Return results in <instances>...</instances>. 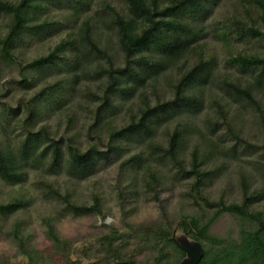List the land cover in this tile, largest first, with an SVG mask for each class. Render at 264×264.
<instances>
[{
	"label": "trees",
	"instance_id": "trees-1",
	"mask_svg": "<svg viewBox=\"0 0 264 264\" xmlns=\"http://www.w3.org/2000/svg\"><path fill=\"white\" fill-rule=\"evenodd\" d=\"M221 1L0 0V83L11 67L21 76L13 78L16 105L0 100V182L21 185L34 170L42 195L56 202L42 220L48 245L39 247L18 216L31 199L0 200V236L11 244L0 264H178V222L202 246L198 264H264V186L252 187L256 175L264 179V154L251 158L256 146L235 123L238 105L264 138V0H238L245 14L240 1L253 9L251 24L240 11L212 20ZM54 37L48 51L27 57L35 41ZM209 39L222 44L223 59L207 50ZM244 41L262 52L238 50ZM79 109L88 113L85 142ZM231 159L257 174L239 165V200L226 199L228 181L213 199L206 189ZM114 161L120 215L107 223L99 194L81 203L74 188ZM176 182L189 186V210H171L161 196ZM141 198L158 211L138 221L131 204ZM66 215L100 220L67 238L56 228Z\"/></svg>",
	"mask_w": 264,
	"mask_h": 264
},
{
	"label": "rangeland",
	"instance_id": "rangeland-1",
	"mask_svg": "<svg viewBox=\"0 0 264 264\" xmlns=\"http://www.w3.org/2000/svg\"><path fill=\"white\" fill-rule=\"evenodd\" d=\"M240 3L245 4L248 8H250V12L248 14H245V12H243L242 8H240V5L238 8V0H222L221 3L212 12V20L224 19L231 15H237L240 14L238 13V11H240L242 13L241 17L245 19L248 24L253 23V20L249 18V16H251L252 18L254 17L253 9L246 1H240ZM58 38L59 37H54L52 39L50 38L41 41H35L31 45L27 57H35L39 54L45 53L46 51H48L49 47L55 44ZM237 49L246 54L262 52V49L258 47V45H256L254 41L241 42L237 45ZM207 50L218 54L220 59H223L225 56V50L222 44L213 39H209ZM221 66L223 67V65ZM19 70V66L11 67V69L6 72L4 80L0 83V94H5L4 98H0V100L9 102L13 106L16 105L18 94H20L19 92H21V90L17 88V82H15V80L13 81V78H21ZM222 70L228 71L229 73L235 75L240 74L236 67H224L222 68ZM40 86L41 84L33 90L27 91L28 93H25L26 96H28L27 94L30 95L31 93H33L34 90L39 88ZM92 86L94 87V84ZM162 87L164 89H167L168 86L164 82L162 84ZM214 89L218 90L217 87H215ZM235 106L239 109L237 111L239 116L238 118H236L235 123H237L238 128L241 127V135L243 136V138L254 146H256L254 150L257 152L251 156V158H256L259 154H264V138L260 133L261 129L255 123L253 115H251L247 109H240L238 105ZM87 115L88 113L86 112V110L79 109L77 123L75 125V129L78 132V136L81 141L84 140L83 142H85L86 140V127L88 123ZM50 123L53 128H58L59 130H63L65 126L63 119L61 120L60 125L59 122H57L56 118L52 119ZM232 142H235V140H233ZM242 145V142L238 143L237 148L240 149ZM251 149L253 148L250 147L249 150ZM118 164L119 161L112 162L107 167H103L102 169H100L95 175L91 176L89 179H86L81 183L77 184L74 188L76 198H78L81 203L89 204L91 202L92 193L95 192L99 194L104 205V210L108 212V215L106 217L107 223L117 221L120 215L119 208L116 204ZM239 165H242L245 169L252 171L255 175L257 174L256 172H254V170H252V165H250L249 163L240 162L235 159L228 160L226 170H224V172L219 177L213 179V181L209 184L206 189L211 198L216 199L220 195L223 185L226 183V181H228L230 184V189L225 196L226 199L228 201L239 200ZM39 177L40 176H38V172L31 170L29 172L27 181H25L21 185H7L5 183L0 182V200H7L13 196H18L22 194L31 199V205L26 210L20 212L18 216L27 220V231L32 234V241L39 247H44L48 245V241L45 238L44 225L42 220L43 217L51 214L55 210L56 202L42 195L37 184ZM48 178L53 179V177ZM56 178L59 184L63 186L66 180V176H64V174H61ZM256 186H264V179H262L258 175H256V178L253 180L252 183V187ZM186 191H189L188 185H186L184 182H176V184L168 185L167 189L162 192L161 196L167 198L168 206L171 210H189L191 208V201H189V199L185 195ZM131 205L134 207V218L138 221L154 216L158 211L155 202L151 200H146L144 198L138 199ZM258 206L264 209V200H262L258 204ZM130 207L131 206H127V208ZM95 219L98 221L100 220L99 216L66 215L61 219L60 222L57 223L56 228L63 237L80 238L81 236L86 234V232L89 230L90 224ZM0 253H11L10 242L1 236Z\"/></svg>",
	"mask_w": 264,
	"mask_h": 264
},
{
	"label": "water",
	"instance_id": "water-1",
	"mask_svg": "<svg viewBox=\"0 0 264 264\" xmlns=\"http://www.w3.org/2000/svg\"><path fill=\"white\" fill-rule=\"evenodd\" d=\"M180 223L181 222H178L173 228L171 236V239L174 241L177 247L185 254L178 264H198L203 255L202 246L198 241L184 233L183 228H180ZM119 264L126 263L121 262Z\"/></svg>",
	"mask_w": 264,
	"mask_h": 264
}]
</instances>
